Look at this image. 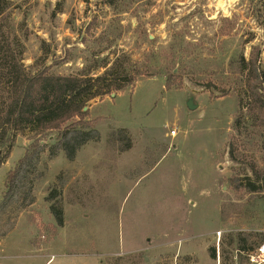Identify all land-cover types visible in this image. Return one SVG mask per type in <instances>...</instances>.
<instances>
[{
  "label": "rangeland",
  "instance_id": "374dc122",
  "mask_svg": "<svg viewBox=\"0 0 264 264\" xmlns=\"http://www.w3.org/2000/svg\"><path fill=\"white\" fill-rule=\"evenodd\" d=\"M5 13L29 73L110 70L124 88L16 135L0 264H264V0H9ZM78 121L97 139L69 161L60 131Z\"/></svg>",
  "mask_w": 264,
  "mask_h": 264
},
{
  "label": "trees",
  "instance_id": "16d2710c",
  "mask_svg": "<svg viewBox=\"0 0 264 264\" xmlns=\"http://www.w3.org/2000/svg\"><path fill=\"white\" fill-rule=\"evenodd\" d=\"M8 7L9 0H0V148L5 147V152L0 155V167L8 158L18 133L59 129L72 118L82 119L85 115L83 108L89 101L124 88V85L110 83V70L94 78L29 73L22 62L24 46L7 24L5 12ZM79 122L71 123L60 131L59 150L69 161L75 158L86 142L97 139L92 132L79 133L77 129L85 128ZM29 157L26 154L17 168L7 173L8 194L12 192L16 177ZM248 186L249 192L257 191L254 184ZM51 213L58 226H62V211L51 207ZM237 250L245 251V245H239ZM211 258H215L214 250Z\"/></svg>",
  "mask_w": 264,
  "mask_h": 264
},
{
  "label": "built area",
  "instance_id": "2783aa9c",
  "mask_svg": "<svg viewBox=\"0 0 264 264\" xmlns=\"http://www.w3.org/2000/svg\"><path fill=\"white\" fill-rule=\"evenodd\" d=\"M170 135L171 136H174L175 135V131H171L170 132ZM257 257H259V258H262V259H264L263 257H264V246H262L260 249H259V256H257ZM251 258V262H253L254 261V257H250ZM264 261V260H263Z\"/></svg>",
  "mask_w": 264,
  "mask_h": 264
},
{
  "label": "water",
  "instance_id": "95a60500",
  "mask_svg": "<svg viewBox=\"0 0 264 264\" xmlns=\"http://www.w3.org/2000/svg\"><path fill=\"white\" fill-rule=\"evenodd\" d=\"M187 108H188L189 110H195V109H196V106L192 104V100H191V99L188 100ZM86 109H87V108H83V111H85Z\"/></svg>",
  "mask_w": 264,
  "mask_h": 264
},
{
  "label": "crops",
  "instance_id": "0c3cea01",
  "mask_svg": "<svg viewBox=\"0 0 264 264\" xmlns=\"http://www.w3.org/2000/svg\"><path fill=\"white\" fill-rule=\"evenodd\" d=\"M49 262H50V261H48V263H49ZM48 263H47V264H48Z\"/></svg>",
  "mask_w": 264,
  "mask_h": 264
}]
</instances>
